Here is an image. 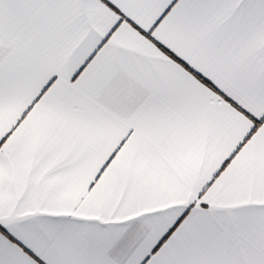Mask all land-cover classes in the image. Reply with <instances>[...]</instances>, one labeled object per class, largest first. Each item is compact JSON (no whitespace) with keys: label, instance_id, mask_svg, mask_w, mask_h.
<instances>
[{"label":"snow or ice","instance_id":"1","mask_svg":"<svg viewBox=\"0 0 264 264\" xmlns=\"http://www.w3.org/2000/svg\"><path fill=\"white\" fill-rule=\"evenodd\" d=\"M0 264H264V0H0Z\"/></svg>","mask_w":264,"mask_h":264}]
</instances>
